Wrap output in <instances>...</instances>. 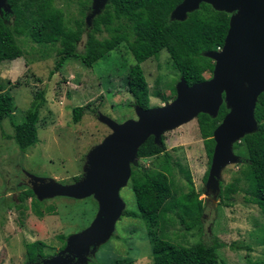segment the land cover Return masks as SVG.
<instances>
[{"label":"rangeland","instance_id":"1","mask_svg":"<svg viewBox=\"0 0 264 264\" xmlns=\"http://www.w3.org/2000/svg\"><path fill=\"white\" fill-rule=\"evenodd\" d=\"M52 4L62 10L67 27L74 26L76 20L82 21L83 31L76 43L77 51H82L91 19L97 15L87 18L92 13L91 0H52ZM7 11L1 10L0 14ZM236 12L231 11L232 14ZM112 34V30L102 27L94 36L103 39ZM15 39L22 54L13 60L0 62V91L12 99L11 123H19L23 119L36 91H43L44 101L39 107L36 123L37 141L24 151H20L12 139L1 135L3 132L12 133L9 120L6 118L0 123V264H24V244L34 240L44 243L43 253L47 256L41 260V264H47L44 261L61 260L65 253L60 251L67 243L68 236L80 232L91 223L98 208L97 199L90 194L84 198L56 195L38 200L32 192L40 202L39 209H51L49 213L44 212L42 217H36L28 208L29 198L23 201L26 209H17L14 204L21 191L27 188L31 190L30 177L51 179L60 184H71L77 180L74 177H82L90 149L110 133V129L98 119L100 116L118 123L136 119L125 83L133 59L121 42L90 67L74 58L66 60L54 70L58 57L55 52L57 44H37L24 36ZM140 67L147 83L149 107L171 101L173 98L161 102L155 97V91L172 96V89L175 96V84L179 80V74L172 67L166 51L160 50L155 56L141 62ZM203 76L209 79L212 73L204 72ZM221 104H226L224 93ZM75 106H82L84 110L79 120L73 123L71 109ZM226 106L228 111L229 106ZM161 134L165 150L174 161L188 169L192 186L199 191L198 197L206 201L198 226L185 230L176 219L170 220L164 230L166 236L173 243L183 245L217 239L221 242L215 248L220 264H253L264 259V222L259 208L245 199L248 193L241 175L245 169L244 150L236 153L231 148L237 160L220 168L218 190L213 196L207 192L202 179L207 168V157L195 119ZM160 159L161 155L135 156L129 161V167L157 168ZM169 178L172 179L170 187H175L177 195L186 190L184 178L174 165ZM128 180L118 190V196L124 203V209L137 211ZM231 182L236 191L220 199L219 183ZM84 255L83 260L73 257L71 262L108 263L128 257L134 259L133 264H152L143 221L125 215H120L114 222L105 242Z\"/></svg>","mask_w":264,"mask_h":264},{"label":"trees","instance_id":"2","mask_svg":"<svg viewBox=\"0 0 264 264\" xmlns=\"http://www.w3.org/2000/svg\"><path fill=\"white\" fill-rule=\"evenodd\" d=\"M181 0H107L102 11L91 19V27L86 32L82 51H77L76 43L82 31V21H74V26L65 25L63 12L52 4V0H6L7 12L0 14V62L9 61L22 54L16 43V37L24 36L37 44H57V60L54 70L60 68L68 59L77 58L82 65L90 67L95 61L108 54L123 42L131 54L133 63L126 73V88L131 96V106L141 109L149 107V92L140 63L165 50L172 67L183 78L187 85L205 79L204 72H211L212 60L204 53L221 47L225 37L229 13L215 10L211 5L201 2L198 7L186 14L182 21L169 18V13ZM104 27L112 30L109 38L97 39L94 34ZM1 90V85H0ZM155 91V97L162 101L171 100ZM44 101L42 90L36 91L19 123H11L13 109L11 97L0 91V123L8 119L12 133L1 134L12 139L20 151L35 144L36 123L39 107ZM84 107L71 109V120L77 122ZM227 109L220 104L214 117L198 113L195 117L198 134L202 140L203 150L207 157V168L203 174L206 179L213 148L212 131L222 119ZM256 129L244 134L232 144L236 153L244 150L245 169L241 171L246 182L247 201L255 204L264 222V91L259 93L253 109ZM174 148V147H173ZM137 157L161 155L157 168L141 166L130 167L128 183L132 191L137 211L123 209L120 215L140 218L144 225L149 242L152 264H220L215 248L221 245L217 239L206 243L197 241L188 245L173 243L164 233L170 220L176 221L185 230L198 226L206 203L199 198V191L192 186L190 172L174 161L164 148V137L161 134L158 143L148 136L137 148ZM173 165L184 178L186 190L176 194L171 189L169 177ZM74 179H78L77 176ZM219 198L225 199L229 193L236 191L234 184L219 183ZM29 198V209L36 217H42L51 209H39L40 202L27 188L21 191L14 207L26 209L23 201ZM61 239V238H60ZM44 243L34 240L24 244L26 259L24 264H41L47 255L43 253ZM134 259L121 257L108 263L95 261L94 264H133ZM253 264H264V259Z\"/></svg>","mask_w":264,"mask_h":264},{"label":"water","instance_id":"3","mask_svg":"<svg viewBox=\"0 0 264 264\" xmlns=\"http://www.w3.org/2000/svg\"><path fill=\"white\" fill-rule=\"evenodd\" d=\"M105 1L91 0L92 13L87 18L98 14ZM201 2L215 10L237 11L229 14L220 49L204 53L213 62L212 76L190 85L179 77L171 101L146 109L134 105L136 119L118 123L100 116L98 119L110 133L90 149L83 175L75 182L60 184L51 179L29 178L31 190L38 200L56 195L84 198L90 194L97 199L98 208L91 223L68 236L60 251L65 253L63 262L44 263L73 264V257L83 260L88 250L92 251L109 238L114 222L124 209L118 190L129 178V161L134 159L138 146L148 136L158 143L163 131L195 118L198 113L214 117L224 93L229 109L212 131L214 144L205 179L207 192L215 196L220 168L237 160L231 151L232 142L256 129L253 109L257 96L264 91V0H181L171 10L169 18L182 21ZM1 10H9L6 0H0Z\"/></svg>","mask_w":264,"mask_h":264},{"label":"built area","instance_id":"4","mask_svg":"<svg viewBox=\"0 0 264 264\" xmlns=\"http://www.w3.org/2000/svg\"><path fill=\"white\" fill-rule=\"evenodd\" d=\"M220 49V47H217V49L216 50H219Z\"/></svg>","mask_w":264,"mask_h":264},{"label":"clouds","instance_id":"5","mask_svg":"<svg viewBox=\"0 0 264 264\" xmlns=\"http://www.w3.org/2000/svg\"><path fill=\"white\" fill-rule=\"evenodd\" d=\"M194 119V118H193ZM196 122V121H195ZM197 126V125H196Z\"/></svg>","mask_w":264,"mask_h":264},{"label":"crops","instance_id":"6","mask_svg":"<svg viewBox=\"0 0 264 264\" xmlns=\"http://www.w3.org/2000/svg\"><path fill=\"white\" fill-rule=\"evenodd\" d=\"M195 119V118H194ZM191 120H193V119H191Z\"/></svg>","mask_w":264,"mask_h":264}]
</instances>
